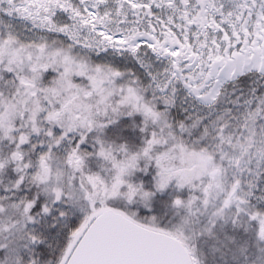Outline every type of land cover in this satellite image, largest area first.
I'll return each mask as SVG.
<instances>
[{
	"label": "snow or ice",
	"instance_id": "snow-or-ice-1",
	"mask_svg": "<svg viewBox=\"0 0 264 264\" xmlns=\"http://www.w3.org/2000/svg\"><path fill=\"white\" fill-rule=\"evenodd\" d=\"M0 264H264V0H0Z\"/></svg>",
	"mask_w": 264,
	"mask_h": 264
}]
</instances>
